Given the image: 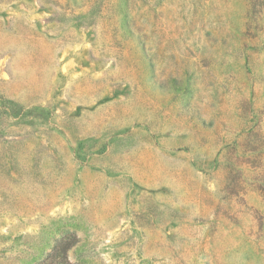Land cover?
<instances>
[{"label":"rangeland","instance_id":"rangeland-1","mask_svg":"<svg viewBox=\"0 0 264 264\" xmlns=\"http://www.w3.org/2000/svg\"><path fill=\"white\" fill-rule=\"evenodd\" d=\"M0 264H264V0H0Z\"/></svg>","mask_w":264,"mask_h":264}]
</instances>
